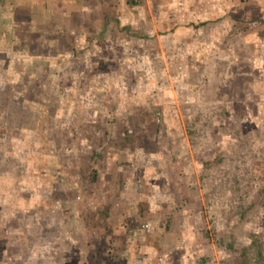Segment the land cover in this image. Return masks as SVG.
I'll list each match as a JSON object with an SVG mask.
<instances>
[{
    "label": "rangeland",
    "instance_id": "rangeland-1",
    "mask_svg": "<svg viewBox=\"0 0 264 264\" xmlns=\"http://www.w3.org/2000/svg\"><path fill=\"white\" fill-rule=\"evenodd\" d=\"M134 1L69 36L0 2V264H264V0Z\"/></svg>",
    "mask_w": 264,
    "mask_h": 264
},
{
    "label": "crops",
    "instance_id": "crops-1",
    "mask_svg": "<svg viewBox=\"0 0 264 264\" xmlns=\"http://www.w3.org/2000/svg\"><path fill=\"white\" fill-rule=\"evenodd\" d=\"M200 1L152 0L150 3L154 7L159 5L160 8L167 5L166 10H161L160 17L170 19V13L180 9L186 12L183 13L184 16L188 15L189 11H194L191 9L193 7L199 10ZM0 2L14 8L12 14H9L10 17L16 16V6L21 7L18 12L21 13L22 17H26L24 22L27 21L29 25L32 24L35 18L42 19L45 17L44 20H48L53 17L56 20L54 29L68 36L76 34L90 35L92 32H98L101 28L106 29L105 32L108 34L114 29H121L123 27L122 20L129 19L132 16L131 10L134 5V3L128 4V0L127 2L126 0H0ZM134 6L133 9H136V5ZM127 13H129V17L126 16ZM110 23L115 26H110ZM118 24H121V26H118ZM147 31L152 32L154 30L147 28Z\"/></svg>",
    "mask_w": 264,
    "mask_h": 264
},
{
    "label": "built area",
    "instance_id": "built-area-1",
    "mask_svg": "<svg viewBox=\"0 0 264 264\" xmlns=\"http://www.w3.org/2000/svg\"><path fill=\"white\" fill-rule=\"evenodd\" d=\"M135 1H139V0H135ZM135 1H134V2H135Z\"/></svg>",
    "mask_w": 264,
    "mask_h": 264
}]
</instances>
